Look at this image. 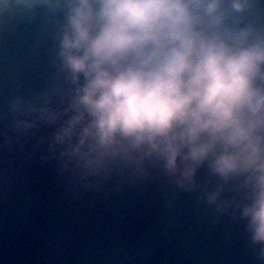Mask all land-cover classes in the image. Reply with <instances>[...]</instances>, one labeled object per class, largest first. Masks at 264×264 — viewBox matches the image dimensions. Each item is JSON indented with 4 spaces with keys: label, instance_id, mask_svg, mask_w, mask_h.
<instances>
[{
    "label": "water",
    "instance_id": "obj_1",
    "mask_svg": "<svg viewBox=\"0 0 264 264\" xmlns=\"http://www.w3.org/2000/svg\"><path fill=\"white\" fill-rule=\"evenodd\" d=\"M71 3L0 2V264H264L248 174L75 152L66 130L84 77L63 55ZM234 15L264 28V0Z\"/></svg>",
    "mask_w": 264,
    "mask_h": 264
},
{
    "label": "clouds",
    "instance_id": "obj_2",
    "mask_svg": "<svg viewBox=\"0 0 264 264\" xmlns=\"http://www.w3.org/2000/svg\"><path fill=\"white\" fill-rule=\"evenodd\" d=\"M251 5L72 0L63 55L84 83L66 135L88 161L138 151L170 169L209 161L221 176L248 174L246 215L264 241V28L234 15Z\"/></svg>",
    "mask_w": 264,
    "mask_h": 264
}]
</instances>
